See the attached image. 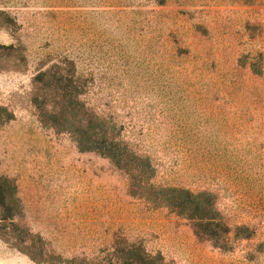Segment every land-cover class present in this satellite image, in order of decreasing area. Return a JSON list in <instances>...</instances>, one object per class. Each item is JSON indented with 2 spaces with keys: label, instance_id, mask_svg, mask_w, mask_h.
I'll use <instances>...</instances> for the list:
<instances>
[{
  "label": "rangeland",
  "instance_id": "obj_1",
  "mask_svg": "<svg viewBox=\"0 0 264 264\" xmlns=\"http://www.w3.org/2000/svg\"><path fill=\"white\" fill-rule=\"evenodd\" d=\"M258 53L264 0H0V107L14 116L0 126V175L40 264H105L120 242L170 264H264V78L246 61ZM64 61L89 107L149 158L153 183L207 192L254 237L221 251L131 197L107 159L43 128L31 79ZM0 264L37 263L0 238Z\"/></svg>",
  "mask_w": 264,
  "mask_h": 264
},
{
  "label": "trees",
  "instance_id": "obj_2",
  "mask_svg": "<svg viewBox=\"0 0 264 264\" xmlns=\"http://www.w3.org/2000/svg\"><path fill=\"white\" fill-rule=\"evenodd\" d=\"M163 1H159L161 5ZM252 74L264 78V53L247 57ZM1 67V65H0ZM15 69L20 67L15 66ZM31 79L30 103L43 128L68 136L81 152H92L105 159L127 177L128 194L151 209H166L191 224L194 235L221 251L231 252L242 240L254 237L253 227L233 225L223 219L213 197L207 192L163 187L153 183L155 171L149 158L138 153L130 141L116 129V122L99 107L87 104L86 85L70 61L52 64ZM1 70V69H0ZM84 96V97H83ZM13 114L0 107V126L13 120ZM14 183L0 175V238L30 261L40 264L36 243L14 223L19 216ZM112 259L105 264H170L160 254L152 255L140 243L120 242ZM264 253V241L256 249ZM40 256V255H38ZM62 264H72L65 261Z\"/></svg>",
  "mask_w": 264,
  "mask_h": 264
}]
</instances>
